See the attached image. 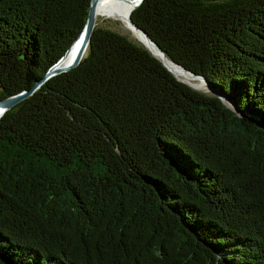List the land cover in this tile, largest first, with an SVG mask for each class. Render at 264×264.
Masks as SVG:
<instances>
[{
	"label": "trees",
	"instance_id": "1",
	"mask_svg": "<svg viewBox=\"0 0 264 264\" xmlns=\"http://www.w3.org/2000/svg\"><path fill=\"white\" fill-rule=\"evenodd\" d=\"M89 0H0V100ZM130 18L210 92L94 25L78 64L0 115V264H264V0H142Z\"/></svg>",
	"mask_w": 264,
	"mask_h": 264
},
{
	"label": "water",
	"instance_id": "2",
	"mask_svg": "<svg viewBox=\"0 0 264 264\" xmlns=\"http://www.w3.org/2000/svg\"><path fill=\"white\" fill-rule=\"evenodd\" d=\"M98 1L99 0H89L86 18H85V21L82 25L81 30L78 32L75 39L70 43V45L63 52V54L53 64H51L47 68V70L45 71L43 76L38 81L34 82V84L29 89L22 90L18 93L9 95V96L0 100V108H1L0 115L5 110H7L11 106H13L15 103H17L20 100L24 99L25 97L29 96L47 78H49L53 75L59 74L61 72H65L67 70H70L71 68L75 67L78 64V62L80 61L81 57L84 54V51L86 49L91 31L95 25L96 13H97L96 5H97ZM108 1H115V0H108ZM116 1H123V2L128 3L130 5V12H131V10L133 8H135L136 6H138L142 0H116ZM127 19H128L129 24L131 25V27L135 31H137L139 33V35L142 37V40H143L142 45L154 57H156V56L150 51V49L147 47V45H151L160 55H165L163 50H161V48L142 29H140L135 23L132 22V20L130 18V14H129ZM69 53H71V57L68 60H65L66 56ZM158 60L165 67V69H167L172 74V71H171L169 65L164 61V59H162V60L158 59ZM170 62L174 66H177L183 73H186L192 77H197V78L201 79L204 83H206V81L203 79V77L201 75L194 74L191 71L184 69L181 65L173 62L172 60H170ZM186 84L189 85L190 87L194 88L190 84H188V83H186Z\"/></svg>",
	"mask_w": 264,
	"mask_h": 264
},
{
	"label": "bare ground",
	"instance_id": "3",
	"mask_svg": "<svg viewBox=\"0 0 264 264\" xmlns=\"http://www.w3.org/2000/svg\"><path fill=\"white\" fill-rule=\"evenodd\" d=\"M97 13L96 16H104L110 17L114 20H117L121 23V25L130 31V34L137 40L143 43L142 37L139 35L137 31H135L128 22V16L130 14V5L123 1H108V0H99L96 5ZM150 51L158 58L164 59V61L169 65L172 74L180 81L185 80H193L191 76H188L186 73H183L177 66H174L170 60L165 55H160L151 45H147ZM71 57V53H69L65 60H68ZM182 79H180V78ZM188 83V82H186ZM190 84V83H189ZM191 85V84H190ZM193 86V85H191ZM194 87V86H193ZM196 89V88H195ZM1 111V108H0Z\"/></svg>",
	"mask_w": 264,
	"mask_h": 264
},
{
	"label": "rangeland",
	"instance_id": "4",
	"mask_svg": "<svg viewBox=\"0 0 264 264\" xmlns=\"http://www.w3.org/2000/svg\"><path fill=\"white\" fill-rule=\"evenodd\" d=\"M96 25L116 31L117 33L126 35L127 37H129L130 39L134 40V41H138L139 43L142 44L141 41L135 39L131 34L130 31H128L127 29H125L121 23L117 20H114L110 17H104V16H96V20H95ZM188 75V74H187ZM190 76V75H188ZM192 77V76H191ZM180 78V77H179ZM182 79V78H180ZM193 80H185V83L188 82V84L190 83L191 85L194 86V88L198 89L199 91H204V92H210L209 87L206 85V83H204L201 79L194 77L192 78ZM184 81V79H183Z\"/></svg>",
	"mask_w": 264,
	"mask_h": 264
}]
</instances>
